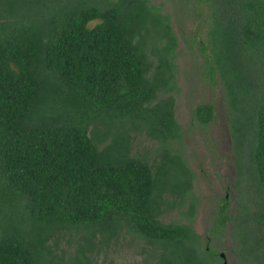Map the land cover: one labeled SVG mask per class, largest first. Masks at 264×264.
Segmentation results:
<instances>
[{
	"label": "trees",
	"instance_id": "obj_1",
	"mask_svg": "<svg viewBox=\"0 0 264 264\" xmlns=\"http://www.w3.org/2000/svg\"><path fill=\"white\" fill-rule=\"evenodd\" d=\"M161 7L0 0V264H92L126 236L144 242L139 264H223L209 238L225 233L236 264H264V0L185 9L196 24L185 42L223 87L234 156V210L220 195L203 236L190 220L192 173L173 146L177 37ZM190 119L204 128L212 105L197 103ZM134 131L157 141L151 162L131 150ZM185 199L186 222L160 220ZM63 234L75 243L65 258Z\"/></svg>",
	"mask_w": 264,
	"mask_h": 264
},
{
	"label": "rangeland",
	"instance_id": "obj_2",
	"mask_svg": "<svg viewBox=\"0 0 264 264\" xmlns=\"http://www.w3.org/2000/svg\"><path fill=\"white\" fill-rule=\"evenodd\" d=\"M158 1L162 3L161 12L170 15L171 26L177 37L174 60L175 89L170 94L173 96V115L180 126L181 137L179 141H174L173 146L179 149L182 159L192 173L191 194L195 199V207L190 220L194 231L203 236L207 233L212 211L220 195L226 194L229 213L233 212L235 206L232 198L235 193L232 188L235 175L234 156L227 124V105L218 76L210 80L204 75L203 55L198 45L185 42L196 25L193 13L185 12L192 8L193 0ZM198 24L200 28L197 39H204L206 24L201 19ZM200 102H209L213 108V119L204 128L190 119L192 107ZM130 135L131 150L138 154L149 152L151 162L157 141L145 135L143 131L130 132ZM188 200L185 199L180 206H174L163 213L160 220L186 222L187 217L183 212L188 207ZM229 226L230 223L227 228ZM71 235L63 234L57 239L58 247L55 251L59 253V250L63 249L64 258L71 254L75 247ZM68 238L71 241L67 242ZM209 240L212 248L222 253L226 263H241L232 251L235 244L228 234L225 233L217 240L210 237ZM128 242L130 244H127ZM142 245L144 242L139 239L131 241L128 236L118 238L117 243L110 242L107 247L101 246L93 253L90 263L139 264L143 254L140 255L138 250Z\"/></svg>",
	"mask_w": 264,
	"mask_h": 264
},
{
	"label": "flooded vegetation",
	"instance_id": "obj_3",
	"mask_svg": "<svg viewBox=\"0 0 264 264\" xmlns=\"http://www.w3.org/2000/svg\"><path fill=\"white\" fill-rule=\"evenodd\" d=\"M219 256L222 258V260L224 261V258H223V255H222V253L220 252L219 253Z\"/></svg>",
	"mask_w": 264,
	"mask_h": 264
},
{
	"label": "water",
	"instance_id": "obj_4",
	"mask_svg": "<svg viewBox=\"0 0 264 264\" xmlns=\"http://www.w3.org/2000/svg\"><path fill=\"white\" fill-rule=\"evenodd\" d=\"M223 264H226V262L224 261Z\"/></svg>",
	"mask_w": 264,
	"mask_h": 264
}]
</instances>
